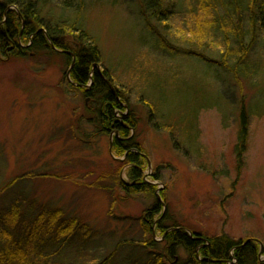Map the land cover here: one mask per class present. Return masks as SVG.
<instances>
[{
    "label": "rangeland",
    "instance_id": "rangeland-1",
    "mask_svg": "<svg viewBox=\"0 0 264 264\" xmlns=\"http://www.w3.org/2000/svg\"><path fill=\"white\" fill-rule=\"evenodd\" d=\"M76 1L64 7L65 0H48L46 9L73 19ZM139 3L84 0L82 14L101 52L94 69L109 72L127 104L117 112L119 120L129 113L135 117L131 136L138 137L151 162L149 166L145 160L144 181L155 184L154 194L169 221L206 239L227 234L236 241L264 244L261 45L251 53L256 72L239 84L228 71H213L198 60L204 55L220 58L219 38L191 47L197 36L186 30V20H199L202 12L176 15L168 38L180 53L172 58L154 47L155 38L139 17ZM31 40L20 41L27 49L21 55L16 49L0 50V186L19 178L10 190L0 191V208L19 198L29 206L33 199L39 211L57 207L61 220L74 216L83 222L85 227L66 242L35 253L38 264H98L114 251L110 264L156 262V250L142 241L163 243V234L156 231L161 217L151 235L141 232V218L155 206V198L145 192L128 194L120 185L121 175L131 180L128 165L120 170L124 157L112 150L115 134L102 135L86 121H95L98 110L95 99L84 94L91 82L84 89L71 85L69 59L52 46L28 51ZM188 49L197 52L185 56ZM242 108L249 114L243 152L237 149ZM156 174L160 179L155 180ZM49 229L60 235L56 226ZM65 236L44 238L55 243ZM178 255L187 261L182 250Z\"/></svg>",
    "mask_w": 264,
    "mask_h": 264
},
{
    "label": "trees",
    "instance_id": "trees-1",
    "mask_svg": "<svg viewBox=\"0 0 264 264\" xmlns=\"http://www.w3.org/2000/svg\"><path fill=\"white\" fill-rule=\"evenodd\" d=\"M47 3L48 0H0V50L9 53L16 49L21 55L27 49L21 46L20 41L32 37L28 51L55 47L60 55L69 59L71 65L75 57L70 74L76 85H71L83 88L91 82L90 87L83 88L84 94L95 99L98 109L93 113L95 121H86L96 126L102 135L115 134L112 150L124 157L120 161L123 164H119L120 170L128 165L131 181H126L121 175L120 185L128 189V194L145 192L153 194L155 198V206L147 209L144 220L141 218L142 234L151 235L156 217L162 216L164 206L154 194L155 184L144 181L146 157L138 137L131 136V130H136L134 115L129 113L119 120L117 112L128 108L127 104L121 101L122 94L109 72L94 69V64L99 63L102 57L100 49L90 39L83 20L84 0H77L72 5V8H77L73 19L55 14L54 9H46ZM64 4V7H69V0H65ZM139 5L143 28L151 32L155 38L154 47L166 56L175 58L180 53L168 38L169 33H172L173 20L178 18L176 15L184 17L186 14L202 12L199 20H186V30H194L197 40L199 37L204 39L200 43L193 39L191 47L197 49L204 46L205 40L213 44L219 38L216 44L221 53L220 58L212 59L203 54V58L198 60L206 62L213 71L217 68L228 71L239 84L243 76L250 78L256 72L258 66L252 62L251 53L257 45H261L264 53V0H140ZM205 48L210 49L209 46ZM185 51L184 55L189 57L197 52L191 49ZM240 113L237 149L243 152L248 136L249 114L245 108ZM18 179L1 185L0 191L10 190ZM158 179L160 176L156 174L155 180ZM20 200L16 199L9 207L0 208V264H38L33 259L35 253L53 249L57 243L66 242L76 230L85 227L78 217L68 216L65 221L61 220L63 212L60 208L49 205L53 209L39 211L33 199L29 200V206L24 203L27 199ZM55 226L60 235L53 234L49 229H55ZM156 231L164 236L163 246L153 238L142 241L145 246L156 250V262L149 260L146 264H230L233 259L236 260L234 264H264L256 241H236L227 234L203 238L169 221L167 211L157 224ZM64 234L67 236L55 240V243L44 238L62 237ZM179 250L185 253L187 261L178 255ZM114 256L115 251L98 264H110Z\"/></svg>",
    "mask_w": 264,
    "mask_h": 264
},
{
    "label": "water",
    "instance_id": "water-1",
    "mask_svg": "<svg viewBox=\"0 0 264 264\" xmlns=\"http://www.w3.org/2000/svg\"><path fill=\"white\" fill-rule=\"evenodd\" d=\"M74 62H75V57L73 58V63H72V65H71V67L73 66V64H74ZM94 66H97V64H95ZM71 67H70V69H71ZM70 70L68 71V73H67V75H68V80L72 83V80H71V78H70ZM74 85L76 84V83H73ZM111 147H112V143H111ZM145 156V155H144ZM148 162H149V164H150V161H149V159H148ZM247 241H251V239H249V240H247ZM256 241V240H255ZM258 243H260V245H261V248H262V250L264 249V244L261 242V241H257Z\"/></svg>",
    "mask_w": 264,
    "mask_h": 264
},
{
    "label": "bare ground",
    "instance_id": "bare-ground-1",
    "mask_svg": "<svg viewBox=\"0 0 264 264\" xmlns=\"http://www.w3.org/2000/svg\"><path fill=\"white\" fill-rule=\"evenodd\" d=\"M163 215H164V213L162 214V216H163ZM162 216H161V217H162Z\"/></svg>",
    "mask_w": 264,
    "mask_h": 264
}]
</instances>
